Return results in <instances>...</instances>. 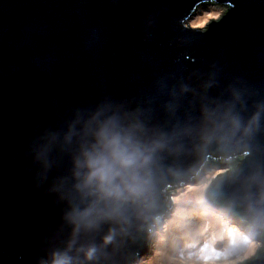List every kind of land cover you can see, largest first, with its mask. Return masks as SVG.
Segmentation results:
<instances>
[{
	"label": "water",
	"instance_id": "95a60500",
	"mask_svg": "<svg viewBox=\"0 0 264 264\" xmlns=\"http://www.w3.org/2000/svg\"><path fill=\"white\" fill-rule=\"evenodd\" d=\"M200 177L264 264V0H0V264H138Z\"/></svg>",
	"mask_w": 264,
	"mask_h": 264
},
{
	"label": "rangeland",
	"instance_id": "374dc122",
	"mask_svg": "<svg viewBox=\"0 0 264 264\" xmlns=\"http://www.w3.org/2000/svg\"><path fill=\"white\" fill-rule=\"evenodd\" d=\"M224 12V6L204 3L186 25L204 28ZM204 189L205 179L200 177L177 193L172 212L153 233L139 264H238L253 256L254 245L248 238L211 216Z\"/></svg>",
	"mask_w": 264,
	"mask_h": 264
},
{
	"label": "clouds",
	"instance_id": "9594fccd",
	"mask_svg": "<svg viewBox=\"0 0 264 264\" xmlns=\"http://www.w3.org/2000/svg\"><path fill=\"white\" fill-rule=\"evenodd\" d=\"M106 147L112 148L111 159H109L108 157H106L105 155H102V154L89 158L87 164H88V167L91 169L90 177H89L90 179L98 178L101 181H105L108 178L107 173L112 168L113 164L116 162H119L120 152L115 148V146L113 144H109ZM123 162L127 163L128 161H123ZM172 204H173V206H172V208H173L174 203L172 202ZM253 255H255V252H253Z\"/></svg>",
	"mask_w": 264,
	"mask_h": 264
},
{
	"label": "bare ground",
	"instance_id": "6f19581e",
	"mask_svg": "<svg viewBox=\"0 0 264 264\" xmlns=\"http://www.w3.org/2000/svg\"><path fill=\"white\" fill-rule=\"evenodd\" d=\"M173 224H176V221H174ZM195 236H198V232H197V234H192L191 237H190V239L193 240L195 238ZM191 263H193V262H191ZM204 264H206V263H204Z\"/></svg>",
	"mask_w": 264,
	"mask_h": 264
}]
</instances>
